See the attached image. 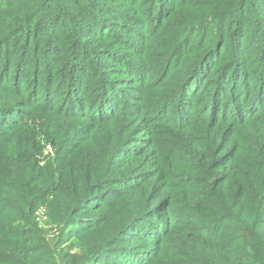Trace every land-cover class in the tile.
Wrapping results in <instances>:
<instances>
[{
	"label": "trees",
	"instance_id": "1",
	"mask_svg": "<svg viewBox=\"0 0 264 264\" xmlns=\"http://www.w3.org/2000/svg\"><path fill=\"white\" fill-rule=\"evenodd\" d=\"M157 1L0 4V72L13 66L14 73L0 77L7 98L0 113L24 112L0 126V264L48 257L34 226L46 200L67 208L60 226H70L83 206L101 194L114 200L121 189L128 196L114 214L122 224L97 253L123 238L128 247L141 244L150 264H264V80L250 86L257 92L250 111L241 109L251 98L249 76L264 74V0H176L159 20L146 18ZM115 12L135 24L108 27ZM142 38L151 42L149 56ZM119 46L132 53L117 59ZM25 56L30 66L21 73ZM202 68L200 87L167 86L196 79ZM127 85L138 88L123 102ZM169 98L199 110L201 120L156 118L161 133L183 136L164 132L171 166L162 167L146 139L153 132L146 114L162 111ZM35 131L53 154L40 158ZM87 141L92 154L79 158ZM97 253L61 259L91 264Z\"/></svg>",
	"mask_w": 264,
	"mask_h": 264
},
{
	"label": "rangeland",
	"instance_id": "2",
	"mask_svg": "<svg viewBox=\"0 0 264 264\" xmlns=\"http://www.w3.org/2000/svg\"><path fill=\"white\" fill-rule=\"evenodd\" d=\"M2 1L4 2L7 0H0V4L2 3ZM175 1L176 0H158L153 9H150L149 12L145 10L146 18L148 17L152 18L153 16L152 18L153 20L155 21L159 20L160 17L165 13V8L170 7V5H172V3ZM101 8L107 10V8H105L104 6H101ZM104 12L107 13L108 11H104ZM112 15H113L112 20L114 21V24L108 25V27L115 25L113 29L117 28L116 25L118 24L116 23H126L127 22L128 24H132V25L135 24L134 22L128 19L125 20L121 17L117 18L116 12L113 13ZM104 18H107V17H104ZM139 18H141L140 15H139ZM150 25L151 23H149V26ZM149 26L147 25L146 29H148ZM150 43H151L150 41L144 39V45H143L144 47L141 48V52L145 50L144 53H146V55L148 56L150 52L149 50H147V48ZM136 44L140 45L141 43L137 42ZM115 52L118 55L117 59L122 57V55H127L129 53H132L130 48L128 47L125 48L124 46H119L118 48H116ZM155 52H157L158 58L161 57L162 54H164L163 52L161 53L158 51H155ZM152 60H151V64L153 62ZM20 63L22 66L19 65V69H16V70H19L21 73L23 71L28 70L30 63H29V58L27 56H25L23 60H21ZM130 63L132 62L130 61ZM156 63L158 65L161 64L159 60ZM165 64L166 62L164 61V64H162V67ZM127 66H138V65L129 64ZM117 67H122V66L119 64ZM171 69H172V66L170 67V71L172 73L177 72ZM204 70H205L204 68L200 69V71L197 73V78L194 80L189 81V79L188 80L186 79L187 81L180 80V82L178 80V82L169 83L167 84V86H170L176 83L173 86V89H172V92H173L174 87H176L178 84L180 86L186 83L184 85L185 91H187L186 88L188 87H190V91H191V88L194 89V87H197L198 85H199L198 87H200L199 83L203 82L204 78H206L207 75L204 74L205 72ZM170 71H167V72L169 73ZM15 74L19 76L20 73H15ZM13 75H14L13 66L10 67V71L5 70V71L0 72V77H4V79H6L7 77L10 79L11 76ZM254 77L255 76L250 75L248 81H246L247 82L246 85L249 87L248 91H250L249 94H251L248 97H251V98L250 100H248L247 97L243 99V102L241 103L242 114L245 111L247 112L250 111L251 109L250 106L254 104L250 102L253 99L254 94H256L257 92L255 93L252 87L250 86L253 85L257 81L264 80V74L258 78H254ZM162 79H156V81L163 82ZM166 82L164 81V84ZM123 87L127 91L126 92L127 95L123 97V102H124L129 99L128 97L129 94L130 95L134 94V90L138 88V85H127ZM215 99H218V98L215 96H212V100L215 101ZM6 100H7L6 94H0V102L1 101L6 102ZM231 101L230 103H234L233 101L232 102ZM115 104L118 106L117 101L115 102ZM167 104L168 105L160 112L155 113V112L149 111L146 114V119L147 120L149 119V122L151 123L150 129L153 132L151 136L149 135V138H148V135L147 136L142 135L143 137L146 136V139H149V141H151L150 146L153 149V153L157 155V162L162 167L163 166L165 167L167 165L171 166V163H169L170 162L169 159L171 158L170 148H169V145H167V139L165 138V136H162V135H165L164 132L166 131L170 137L175 136V137H179V139H181L183 136L178 133L172 132L171 130H169V128H165L164 127L165 124H161L160 126L161 128H165L164 132L161 133L159 130L154 128V126L156 125L155 121H157L156 118H158L159 121H163V120L170 121L171 120L173 122H176L179 119H181L183 115H185L190 118L189 126L201 120L199 118L200 117L199 110L195 109L196 113L194 114L193 111L189 109H184L181 104H178L177 99L176 101H172V98H169ZM21 112L24 113L21 107L18 106L15 108V110H12L11 112L0 113V126H2L3 124H6L8 126L14 121L17 122V120H19L18 122H20V120L22 119ZM211 114H213L212 110L210 111V115ZM3 130L4 129H0V134ZM256 130H257L256 128H252L250 129L249 133L252 131L256 132ZM35 132L37 133L36 141H39V147L41 149L40 158H43L44 156H47L48 154H53L52 149L50 148L49 144L44 143V138L40 136V132L38 131H35ZM140 136L141 135H139V137ZM9 141L10 139H7L5 144H7V142ZM11 142L17 143L18 141L16 138L13 137L11 139ZM88 145H90L89 141L84 143L82 147L83 151L79 152L80 153L79 158H81L82 155H85L88 158L91 156L92 148L90 146L88 147ZM142 146H143V150L149 147V146H146V144H143ZM136 147H138V145H136ZM148 150L150 149L148 148ZM138 152H140V150ZM140 154H141V158L145 157V153L143 154L140 153ZM87 170L88 172H90L91 169H87ZM113 189H116V188H113ZM113 189H110V190H113ZM117 196L118 198L112 200L109 198V196L105 194H101L99 196V201H96V202L92 201L89 204L83 206V208L79 211V213H77V216L74 217L76 218L75 220H79V221L78 222L75 221L70 226H67V225L60 226L63 220V216L67 213V208L60 202L54 203L53 202L54 200L53 201L49 199L46 200L43 205L38 207L37 212L34 214V226H35V230L39 233V236H41L42 240L44 241V244L46 245V247L50 248L49 255L48 257L45 258V260H41L40 259L41 254H40L38 260L28 261L25 264H65L64 260L62 261L61 259L64 253L75 254V255L82 254L85 257L88 255L96 254L99 246L106 239L110 238V236L113 235L114 231H116L122 224L119 222L114 212L120 213L121 208L124 207L123 202L126 200L125 197L128 196V194H126L125 191L121 189L118 191ZM91 207H94L96 211H89ZM148 232H149V229L146 227L143 230V233L148 234ZM120 239L121 241L116 242L114 245L111 244L108 247L107 251H104V253L98 251L99 253H97V257L95 261H93V263L91 264H135L137 260H139L140 263H142V261H145L144 264L151 263V255L150 256L148 255L147 250H145V248L141 244L128 247L125 244V241L123 240V238H120ZM124 248H128V250ZM132 254L134 255L130 257V255ZM13 264H24V263L15 262ZM152 264H157V263L153 261Z\"/></svg>",
	"mask_w": 264,
	"mask_h": 264
}]
</instances>
